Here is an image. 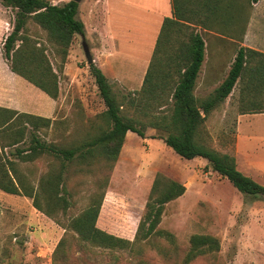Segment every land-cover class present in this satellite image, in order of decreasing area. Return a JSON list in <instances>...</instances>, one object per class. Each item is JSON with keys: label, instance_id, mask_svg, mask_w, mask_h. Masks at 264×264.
I'll use <instances>...</instances> for the list:
<instances>
[{"label": "trees", "instance_id": "1", "mask_svg": "<svg viewBox=\"0 0 264 264\" xmlns=\"http://www.w3.org/2000/svg\"><path fill=\"white\" fill-rule=\"evenodd\" d=\"M257 2L170 0L171 17L163 19L138 91L118 100L103 73L93 62L88 65L105 110L96 116L98 126L90 123L94 132L79 142H46L41 136L52 127L49 118L0 107V149L15 147L14 155L23 163L46 157L59 163L58 167L51 165L37 185H32L17 174L14 161L0 160V191L30 199L35 210L64 230L52 252L51 264H121L117 252L131 255L124 264H151L146 254L149 250L165 264H192L219 251L217 238L192 235L183 254L174 235L159 227L165 206L185 192L181 183L160 173L155 175L133 240L110 234L97 225L108 177L99 181L100 192L90 194L88 204L78 214L66 217L74 203L67 188L69 169L81 166L90 172L105 163L111 170L129 132L140 139L161 140L184 160L204 159L239 193L264 197V187L238 171L233 156L212 149L203 137L207 117L236 88L239 115L264 114V53L240 46L212 92L201 98L194 95L206 49L196 28L241 42L248 6ZM0 5L15 11L12 29L2 44V55L11 72L55 101L59 95L58 73L53 71L45 49L26 34V25L31 22L46 33L47 42L60 57L61 72L74 37L84 35V24L77 18L79 4L74 0L60 5L49 0H0ZM124 104L133 108V116L124 114ZM148 130L154 134L147 137ZM20 144L24 147L18 148ZM75 250L79 256L72 255Z\"/></svg>", "mask_w": 264, "mask_h": 264}, {"label": "rangeland", "instance_id": "2", "mask_svg": "<svg viewBox=\"0 0 264 264\" xmlns=\"http://www.w3.org/2000/svg\"><path fill=\"white\" fill-rule=\"evenodd\" d=\"M49 1L60 5L69 0ZM79 3L77 18L88 27L84 10L91 0H80ZM2 14V28L7 31L10 25L12 29L15 11L6 8ZM247 17L245 33L252 28V39L259 35V46L264 48V0L248 6ZM5 19L8 24L4 23ZM26 28V34L45 49L53 71L58 73L59 95L52 110V99L22 80L26 94L18 98L20 104L15 103L12 94L7 103L32 115L49 118L52 127L41 136L46 142L67 145L79 142L86 134L94 132L93 125L100 124L96 116L105 110L88 70L83 40L81 36L74 37L62 71L58 72L60 57L47 42L46 33L31 22ZM196 31L206 43L194 90V95L201 98L212 92L224 78L244 37L239 42L225 36L219 38L198 27ZM4 39L2 36L1 43ZM84 41L90 47L86 36ZM212 67L216 69L214 83L207 89L206 77ZM112 90L120 101L132 94L118 87H112ZM237 92L238 88L207 117L204 142L220 153L233 156L237 170L264 187V115H239ZM123 112L128 117L134 115L133 108L126 104ZM152 134L153 131L146 132L147 137ZM22 147L24 144L18 146ZM14 151L15 147L0 149V160L14 161L17 174L27 178L32 185H37L51 165L59 166L49 157L23 163L16 159ZM157 173L185 187L181 197L165 206L159 225L174 235L181 252L184 254L188 250L192 235H209L219 240L217 253L201 257L192 264H264V197L239 193L226 179L213 172L204 159L184 160L161 140L140 139L130 132L126 134L111 170L105 163L96 165L90 172L81 166L69 169L67 188L73 194L74 203L66 217L78 214L88 204L89 195L100 192L99 181L108 177L97 225L110 234L133 240ZM63 233L59 225L32 207L30 199L0 191V264H51L52 252ZM115 254L122 257L121 264L131 259L129 253ZM146 254L151 264H165L155 251L149 250ZM72 255L79 256L80 253L75 250Z\"/></svg>", "mask_w": 264, "mask_h": 264}, {"label": "crops", "instance_id": "3", "mask_svg": "<svg viewBox=\"0 0 264 264\" xmlns=\"http://www.w3.org/2000/svg\"><path fill=\"white\" fill-rule=\"evenodd\" d=\"M5 9L0 5V107L30 114L7 103L12 94L15 103L20 104L18 98L24 96L26 90L23 79L11 72L2 55V36L6 38L11 30L10 25L7 31L2 28V11ZM84 15L88 17L89 25H84L81 38L85 40L86 36L90 42L88 48L93 64L112 87L129 93L138 91L163 19L171 17L170 0H91L90 5L86 4ZM4 21L5 24L8 22ZM252 33V28H248L242 46L264 52L259 46V35L252 39ZM215 70L210 68L206 77L207 89L214 83ZM55 104L52 100V110Z\"/></svg>", "mask_w": 264, "mask_h": 264}, {"label": "water", "instance_id": "4", "mask_svg": "<svg viewBox=\"0 0 264 264\" xmlns=\"http://www.w3.org/2000/svg\"><path fill=\"white\" fill-rule=\"evenodd\" d=\"M74 1L76 3H79L80 0H74ZM82 44H83L84 54H85V57H86V62H87L88 65H90L93 61H92V57L90 55L89 49H88L87 45L85 44L84 40L82 41Z\"/></svg>", "mask_w": 264, "mask_h": 264}]
</instances>
